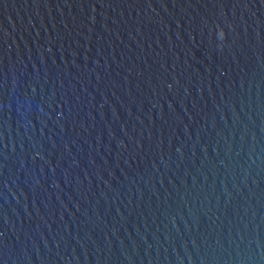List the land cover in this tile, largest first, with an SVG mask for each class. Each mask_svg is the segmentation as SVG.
Here are the masks:
<instances>
[{
    "label": "water",
    "instance_id": "1",
    "mask_svg": "<svg viewBox=\"0 0 264 264\" xmlns=\"http://www.w3.org/2000/svg\"><path fill=\"white\" fill-rule=\"evenodd\" d=\"M0 264H264V0H0Z\"/></svg>",
    "mask_w": 264,
    "mask_h": 264
}]
</instances>
